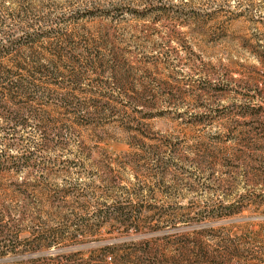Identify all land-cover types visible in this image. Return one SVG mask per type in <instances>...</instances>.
<instances>
[{
  "label": "rangeland",
  "instance_id": "obj_1",
  "mask_svg": "<svg viewBox=\"0 0 264 264\" xmlns=\"http://www.w3.org/2000/svg\"><path fill=\"white\" fill-rule=\"evenodd\" d=\"M0 131V264H264V0H0Z\"/></svg>",
  "mask_w": 264,
  "mask_h": 264
},
{
  "label": "trees",
  "instance_id": "obj_2",
  "mask_svg": "<svg viewBox=\"0 0 264 264\" xmlns=\"http://www.w3.org/2000/svg\"><path fill=\"white\" fill-rule=\"evenodd\" d=\"M12 86H14V88H16L20 92V94H22V95L26 93V90H30V89H28V87H26V85H24V83H20V82H16L15 84L8 86V87L4 85V88L9 92L10 88H12ZM27 93H29V92H27ZM1 131H3V130H1ZM0 140H1V138H0ZM1 144L2 143H0V145Z\"/></svg>",
  "mask_w": 264,
  "mask_h": 264
}]
</instances>
